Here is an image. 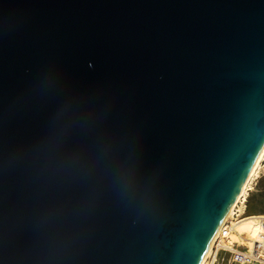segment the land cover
I'll list each match as a JSON object with an SVG mask.
<instances>
[{
    "label": "water",
    "instance_id": "95a60500",
    "mask_svg": "<svg viewBox=\"0 0 264 264\" xmlns=\"http://www.w3.org/2000/svg\"><path fill=\"white\" fill-rule=\"evenodd\" d=\"M263 150L264 0H0V264H201Z\"/></svg>",
    "mask_w": 264,
    "mask_h": 264
},
{
    "label": "built area",
    "instance_id": "2783aa9c",
    "mask_svg": "<svg viewBox=\"0 0 264 264\" xmlns=\"http://www.w3.org/2000/svg\"><path fill=\"white\" fill-rule=\"evenodd\" d=\"M247 195L238 199L232 211L231 221L225 224L229 228L231 222H237L247 216ZM205 264H264V216L261 220V233L257 238L244 239L242 242L221 244L217 241Z\"/></svg>",
    "mask_w": 264,
    "mask_h": 264
},
{
    "label": "rangeland",
    "instance_id": "374dc122",
    "mask_svg": "<svg viewBox=\"0 0 264 264\" xmlns=\"http://www.w3.org/2000/svg\"><path fill=\"white\" fill-rule=\"evenodd\" d=\"M249 187L251 191L248 197L247 211L249 207L252 213L247 212L245 218L237 222H231L230 227L224 229L219 237V241L223 244L254 239L261 233V220L264 216V160L261 162L257 176L253 178Z\"/></svg>",
    "mask_w": 264,
    "mask_h": 264
},
{
    "label": "bare ground",
    "instance_id": "6f19581e",
    "mask_svg": "<svg viewBox=\"0 0 264 264\" xmlns=\"http://www.w3.org/2000/svg\"><path fill=\"white\" fill-rule=\"evenodd\" d=\"M263 160H264V150H263L262 154L260 155L258 161L256 162L254 168L252 169V171H251V173H250V175H249V177H248V179H247V181H246L244 187L242 188L241 193H240V195H239V198H241V197H243V196L245 197V196L247 195V190L251 189V188L249 187V186H250V183H251V181L253 180V178H254L255 176H257V174H258V170H259V168H260V166H261V162H262ZM239 198H238V199H239ZM238 199H237V201H238ZM237 201H236V202H237ZM236 202H235V203L233 204V206L230 208L229 213H228V215L226 216V218H225L223 224L221 225V227L219 228L218 232H217L216 235L214 236V238H213V240H212V242H211V244H210V246H209V248H208V250H207V252H206V254H205V256H204V258H203V260H202V262H201V264H205V263H206V260H207L208 256L210 255V253H211V251H212V248L214 247L215 243H216L217 241H219V237H220V235L223 233V231H224V229H225V224H226L229 220L231 221L232 211H233V209H234V207H235ZM232 229L234 230V228H232ZM219 242H220V241H219ZM236 242H238V241H232V242H230V243H236ZM220 243L223 244L222 242H220ZM227 244H228V243H227Z\"/></svg>",
    "mask_w": 264,
    "mask_h": 264
},
{
    "label": "snow or ice",
    "instance_id": "6c2138e0",
    "mask_svg": "<svg viewBox=\"0 0 264 264\" xmlns=\"http://www.w3.org/2000/svg\"><path fill=\"white\" fill-rule=\"evenodd\" d=\"M241 187H242V185H241ZM235 202V199L233 200V203ZM231 208V205L229 206V209ZM213 235H215V234H213ZM209 243H211V240L209 241ZM204 251L206 252L207 251V247H205V249H204Z\"/></svg>",
    "mask_w": 264,
    "mask_h": 264
},
{
    "label": "trees",
    "instance_id": "16d2710c",
    "mask_svg": "<svg viewBox=\"0 0 264 264\" xmlns=\"http://www.w3.org/2000/svg\"><path fill=\"white\" fill-rule=\"evenodd\" d=\"M247 212L252 213V210L248 207V211Z\"/></svg>",
    "mask_w": 264,
    "mask_h": 264
}]
</instances>
